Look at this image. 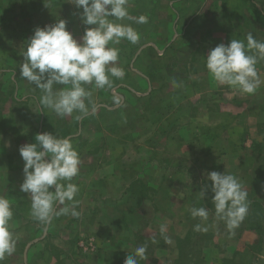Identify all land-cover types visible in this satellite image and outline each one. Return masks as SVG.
I'll list each match as a JSON object with an SVG mask.
<instances>
[{
  "label": "crops",
  "instance_id": "0c3cea01",
  "mask_svg": "<svg viewBox=\"0 0 264 264\" xmlns=\"http://www.w3.org/2000/svg\"><path fill=\"white\" fill-rule=\"evenodd\" d=\"M56 2L57 0H38L37 5L42 6L44 3L53 6ZM9 3V0H0V7L9 6ZM156 4L157 0H130V15H145L148 22L136 24L134 21H125L131 23L141 34L139 43L122 41L119 45H110L120 49L117 63L125 72L123 78L126 79V84L122 83L123 78L113 77L112 81L121 88L122 93H115L107 87L95 89L93 85H86L93 92L94 113L89 106V115L77 120L76 116L80 114L74 112L72 116L64 118H70L66 125L64 121L61 123V118L51 109L42 108V93L39 89L30 93L38 104L39 112H44H41L40 123L34 129V135L48 132L71 139L81 158L80 173L71 181L79 187L75 198L84 196L91 202L86 204L81 217L69 214L67 220L62 222L57 221V216L53 217L50 224L37 220L20 224L10 222L13 233H17L15 228H20L25 230V235H15L16 251L11 256H6L3 264H61L63 260L62 264H124L127 255L144 244L151 245L147 251L148 259L140 264H264L261 249L255 250L252 247L253 240L245 234V228L253 224L249 218L250 206L241 222L244 231L241 236L235 230L230 233L225 223L216 218L213 202L202 206L209 212L207 221L197 217L192 224H200L207 231H195L193 227L194 237L190 238L187 233L188 215H191L190 209L195 206H191V202L187 200L176 206L173 199L183 193L179 195L180 189L178 192L173 185L165 183L187 181V160L183 163L182 160L178 162L166 156L158 159L154 153L157 149H184L199 158H195L193 165L207 166L210 159L211 165L216 167L223 161L221 151H227L226 154L232 159L228 162L236 167L242 163L237 151L250 150L256 145L257 140L252 139V133H255L253 126H256L257 134H261L258 145L260 148L263 146L264 60H260L256 66L262 81L258 92L248 95L213 81L206 68V56L217 45H228L231 39L242 40L246 44L249 33L257 41L264 42V0H170L169 15L164 19V26L161 24L162 30L156 28ZM70 6L74 11L65 17L69 22L67 29L79 40L85 28L91 26L82 23L79 15L82 9L78 11L73 4ZM20 18L21 21L24 18L25 23L41 21L39 27L45 22L40 16L35 18L21 15ZM60 18L53 12L47 19L53 24ZM11 30H0V34L13 36L16 31ZM33 34L34 31L28 36L32 37ZM156 38L162 40L157 42ZM192 38L197 39L194 51L190 49L192 45H189ZM177 40H180V47L176 45ZM175 56L179 57L178 61L174 60ZM160 59L164 62L163 79L154 75V71L162 69L157 65ZM11 67L15 68L12 64L5 68ZM130 78H134L131 83L128 82ZM173 81L179 87H175ZM157 85H163L168 90L160 92ZM144 87L145 90H142ZM31 96H27V99ZM117 97L119 104L115 102ZM181 100L185 104L181 103L176 111H171V104ZM189 101L196 102L192 112L187 111ZM128 102L133 105L130 111L124 108V105H129ZM162 102L164 108L160 107ZM254 103H259L261 108L253 110ZM147 107L153 111L146 112ZM24 111L26 115L23 113L22 116L28 119L30 115L27 110ZM151 117L153 120H150ZM148 120L151 121L148 123L149 128L144 129ZM25 123L28 127L27 122ZM75 129H79V133L73 132ZM86 129L93 135L88 141L81 136L86 133ZM150 129L153 131L151 134ZM147 130L149 138L140 141L141 135ZM109 132H120L126 135L124 138L131 134V137L130 140L122 139L117 134L116 142H113L107 137ZM237 133L241 135L239 137L243 136L242 140L236 139ZM158 135L165 141L160 139L161 142H157ZM104 136L106 137L102 141H95ZM204 136L209 137L210 142L204 141ZM125 149H131L135 154L124 155ZM2 150L0 155L6 159L5 163L0 160V172L8 177H24V162L21 157L17 159L14 156L19 148L13 153L7 151V148ZM118 150H123L122 157L117 155L120 154L117 153ZM204 150H209L210 157L207 159H204ZM109 151L112 155H109ZM8 177L5 181H8ZM194 178L196 181L204 179ZM155 182H158V186ZM15 188L13 184L7 185V191H2L0 196L16 192ZM189 195L186 192L187 198ZM191 195L197 196L194 193ZM213 195L211 191L204 197ZM162 196L165 203L157 198ZM24 201L31 203L30 195ZM15 211L13 210L14 214L17 212ZM141 215L144 216L142 220ZM161 225L166 226L163 234L160 232ZM83 228L84 232L88 231L83 237L88 239L86 244L92 250L86 251L84 257L77 258L72 251V254H68L66 245L74 244L77 230ZM60 229L65 230V233H60ZM222 229H225L223 236L220 233ZM61 235L65 238L61 239ZM165 236L171 243L165 242ZM51 247L59 252L60 257L59 254H48ZM65 251L67 254L61 255ZM69 258L73 260L71 263H67Z\"/></svg>",
  "mask_w": 264,
  "mask_h": 264
},
{
  "label": "clouds",
  "instance_id": "9594fccd",
  "mask_svg": "<svg viewBox=\"0 0 264 264\" xmlns=\"http://www.w3.org/2000/svg\"><path fill=\"white\" fill-rule=\"evenodd\" d=\"M67 2L78 11L82 9L81 21L91 27L85 28L79 40L67 29L64 19L36 27L21 53L24 62L19 71L22 79L41 91L42 108L51 109L61 119L76 112L80 114L76 116L79 120L89 115V106L94 113L93 92L86 85H93L95 89L111 88L113 77L122 79L125 76L117 63L120 49L110 45H119L122 41L137 44L141 39V34L125 21L146 24L148 17L131 16L130 0ZM246 40L245 44L242 40L231 39L228 45L221 43L211 49L206 56V68L218 85L253 95L262 83L256 66L264 60V42L257 41L251 33ZM173 85L179 87L176 81ZM115 102L120 103L118 97ZM35 141L19 147L24 162L20 191L31 197V216L43 224H50L54 216L70 214L78 218L81 213L76 210L79 201L75 197L79 187L71 182L80 173L78 151L70 138L48 132L37 133ZM207 179L212 182L216 218L232 233L248 214V193L232 174L212 171ZM200 195L204 197L205 190ZM190 214L202 221H207L209 216L205 207H192ZM13 215L11 201L0 196V264L16 251L17 240L10 230ZM194 230L207 231V228L197 224ZM165 231L166 226L161 225V234ZM165 242L171 243L166 236ZM147 259V245H144L127 255L124 264H140Z\"/></svg>",
  "mask_w": 264,
  "mask_h": 264
},
{
  "label": "rangeland",
  "instance_id": "374dc122",
  "mask_svg": "<svg viewBox=\"0 0 264 264\" xmlns=\"http://www.w3.org/2000/svg\"><path fill=\"white\" fill-rule=\"evenodd\" d=\"M9 1H10L9 6L5 5L4 7L2 6L0 7V30L1 31L4 30L6 32V31H9V29H12L13 31H16V32L13 36H10V37L5 36V35L1 36L0 34V127H1L0 129V153L3 152L2 148L4 149L7 148V151L9 150L10 153L11 152L13 153L17 151V148H19L20 146L26 143H35L36 141H35L34 129L40 123L41 113L39 112L38 104L34 101L35 98H33L30 94L32 93L33 90H37V89L35 88L34 85H32L31 83L27 82L25 79H22L20 77L19 68H20V65L24 62L21 53L24 50L27 41L31 38L30 36H28V34L34 31L35 28L39 26V23H41V21H39V23L37 21H31L29 23H25L24 18H23V21L20 20L21 19L20 16L24 15L25 17L27 15H30L35 18H37V16H40L41 18L45 19L43 26L41 25L42 27H44L45 25L52 24L50 22V19H47V18L49 17V15L53 14V12L59 15L61 17L60 19L65 20V17H67L70 14V12L74 11L71 8L70 4L67 2V0H57V2L53 6H48V7L44 3H42L43 4L42 6L41 4L37 5L38 0H9ZM169 1L170 0H157L156 10H155V23L157 24L156 28L159 30H162L164 26V19H167L169 15V12H168ZM54 23L55 22H53V24ZM68 23H67V26H69ZM20 32H22L21 33L22 35L18 36ZM23 35L26 37H23ZM161 40L162 38H156L157 42ZM196 40L197 39L192 38L189 44V45H192L190 48V49H193L192 51H194V49L197 46ZM176 45L178 46L180 45V40L176 41ZM13 49H14V53H13ZM174 60L178 61L179 57L175 56ZM9 63L14 65L15 68L14 69H12V67L9 69L5 68L6 66L10 65ZM163 63L164 62L161 59L158 60L157 65L160 66L159 68H162ZM163 73H164L163 68L154 71V75L161 76L160 79H163L162 77ZM127 77H130V76H127ZM133 79L130 78L128 82L131 83ZM122 83L126 84V79L123 78ZM24 85L26 86L22 87ZM145 87L142 88V90H145ZM157 87L158 89H160V92L164 90H168L167 87H163V85H157ZM111 89L115 91V93H122L121 88L118 87V85L116 86V83L112 85ZM29 95L31 97L27 99V96ZM181 101L172 103L170 106V110L176 111L178 109V106L181 103L182 105L185 104L184 101L182 102ZM195 104L196 102L189 101V108L187 109V111L192 112L195 107ZM138 107L140 106L138 105ZM149 107H147L146 112H150L152 110ZM160 107L164 108L163 102L160 103ZM124 108L130 111L133 108V105L129 103V105L127 104L124 105ZM259 108H261L259 103L253 104V108H252L253 110H258ZM141 109L143 108L141 107ZM24 110H27L28 114L30 115L28 119L27 118L25 119V117L22 116L23 113L24 115H26ZM14 111H15V115L13 116ZM146 119H144V121H146ZM151 119L153 120V117H151L150 120ZM170 119H173V118H170ZM61 120H62L61 123H63L64 121V123L67 125V122L70 121V118H67V119L63 118ZM150 120H148L145 123L146 126L144 127V129L149 128L148 123L151 122ZM25 122H27L28 127L25 126L26 125ZM161 126H163V122ZM253 128H254L255 133H252L253 134L252 139L257 140V142H255L256 145L254 147L252 146L253 148L250 150L245 149V150L237 151L238 152L237 156L239 157V154H240L242 163L236 167H234L232 164L228 162L229 159L231 161L232 159L230 158L228 154H226L227 151H221V155H222L221 159L223 161H220L219 165L216 167H213L211 165L210 159H209L210 163L208 162L209 164L207 166L203 167V166H199V164L193 165L195 164L194 160L197 157H195L194 153L193 154L191 152L187 153L184 149L180 150L178 148L177 149L172 148V149H169V151L157 149L155 150V152L154 151L153 152L156 153L158 159L159 157L163 158L166 156L169 158H173L178 162H181L182 160L183 163L185 159L187 160V171H188L187 181H184V182L175 181L172 183L165 182L167 185L169 184L173 185L177 191L178 189H180L181 192L178 191L179 195L181 193L184 194V195L182 194L183 196L180 195V197L178 198L176 197L173 199L174 202L176 201L175 202L176 206L178 203L181 204L184 200L191 202V206H195L197 208L205 206L208 203H212V197H201L200 195V192L202 190H205V195L211 192L212 182L207 179V174L209 172L217 171L221 173L225 172L226 174L234 175L238 179V181L241 183L243 189L247 191L248 193L247 199L249 202V206L251 207L250 209L251 214H249V218L253 222V224L249 225L248 228H245V230H247L245 234L246 236H250L251 240H253L252 247L255 250L257 249L259 250V248L261 249L262 257L261 256L260 257L263 259L264 258V144L261 148L259 147L260 145H258V143H259V139L261 138L260 137L261 134H257L256 126H253ZM148 131L149 130H147L145 134L143 133V135H141L140 141L145 140L146 138H149L148 136L149 133L150 134L153 133L152 129H150L149 133ZM73 132L79 133V129H75ZM109 133L110 134H108L107 137H109L110 141H113V142H116L115 138L117 137V134H120L122 136V139L126 136V135H122L120 132L118 133L109 132ZM129 135H130L129 137L124 138V139L130 140L131 134ZM237 135L238 136H236V139L238 140L243 139V136L242 138L239 137L241 136L239 133H237ZM81 136H83V138L86 139L85 141H88L89 138H91L93 135L89 132V130L86 129V133L84 132L83 134H81ZM105 137L106 136L99 138L95 141L100 142ZM151 137L152 139H154V135H152ZM157 139H158L157 142L165 141V139L160 137L159 135ZM203 140L206 142H210V139L207 136H204ZM120 142H122V140ZM221 144L224 145V143L222 142ZM203 152L206 154V156H204V159H207L210 157L209 150H204ZM117 153H120L117 155L122 157L123 150H118ZM129 153L135 154V151H132L131 149H125L123 154L127 155ZM110 154L112 155L111 151H109V155ZM14 156L17 157V159H19L20 157L19 152H16ZM211 158L213 159V156ZM5 159L6 158L3 155H0V160H2L3 163H5ZM11 159H12V156H11ZM9 160H10V156H9ZM243 160L244 161L246 160V161L244 162ZM6 177L8 176H6L5 173L0 174V195L2 191L3 192L7 191V185L13 184L16 186L15 188L16 192H11L9 195L4 196L5 198L11 201L12 209L17 211V212L15 211L16 213L13 215V219L10 222L20 224L25 221H36V219H34L30 213L31 203H26L24 201L26 196L28 195L20 191V185L23 182L24 177L21 178L17 176H9L7 178L8 181H5ZM194 177H202L204 179L202 181H196ZM155 183H156V186H158V182H155ZM179 186L181 188H178ZM186 192L190 194L189 198L186 197ZM192 193L197 194V196L200 195V197H197V196L194 197L191 195ZM157 198L161 203H165L164 202L165 199L163 198V196L157 197ZM75 199L79 201V204L76 207V210L79 211L80 213L86 207V204L87 203L89 204L91 202L89 198H85L84 196H80ZM64 206L65 205H59L58 207H64ZM188 216H189V223H188L187 233L191 238V237H194L192 234V232H194L193 230L194 226L192 224L194 218L191 215H188ZM79 217H81V215ZM142 217L144 216L141 215V220L143 219ZM65 220H67V215L57 216V221L62 222ZM95 226H98V225L95 224ZM16 229H19V230H16ZM95 229L96 228L94 227L93 230ZM234 230L238 235L240 234V236L244 232L242 230L241 224L239 225L238 228ZM14 231L17 232V233H14V235L16 236L25 235L24 229L15 228ZM64 231L65 230H62V229L59 230L60 233ZM84 231H85L84 228L82 230H77L76 239H75L74 244L71 243V244L66 245L67 249H69L68 254H70L72 251L77 255V258H81V257H84V253L86 251L92 250L90 245L88 246L86 244L88 239L83 237L85 233H88V231L86 232ZM143 231H141L142 235L145 233ZM224 232H225V229L224 231L223 229L220 230V233L222 234V236L224 235ZM81 236L83 238H79ZM62 237L63 236L61 235L60 237L61 239L65 238V237L64 238ZM81 241H83L84 243ZM237 243L238 241L236 242V244ZM149 245H147V251L150 248ZM190 247H192V245H190ZM58 248H60L61 250L63 249L61 247H58ZM51 253H54L56 255L59 254V252L56 251L54 247H51V249H48V254H51ZM65 253L67 254L66 251L63 253L61 252V255ZM59 257H60V254H59ZM63 261L61 262V264L63 263ZM71 261L73 260L69 258L67 260V263H71Z\"/></svg>",
  "mask_w": 264,
  "mask_h": 264
}]
</instances>
